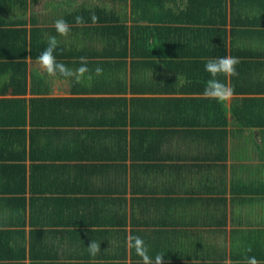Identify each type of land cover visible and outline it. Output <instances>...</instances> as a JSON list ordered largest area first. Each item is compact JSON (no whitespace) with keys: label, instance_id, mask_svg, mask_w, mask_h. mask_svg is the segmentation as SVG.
I'll use <instances>...</instances> for the list:
<instances>
[{"label":"trees","instance_id":"1","mask_svg":"<svg viewBox=\"0 0 264 264\" xmlns=\"http://www.w3.org/2000/svg\"><path fill=\"white\" fill-rule=\"evenodd\" d=\"M36 2L0 0V264L18 263L15 260L26 258L27 250L32 263L55 264L44 261L60 255L59 247L49 240L54 235H65L68 230L49 231L50 228L39 226L55 225L60 217L63 221L65 217L71 218L72 211L62 199H55L58 204L53 205L51 197L41 195L57 191L52 188L54 184L42 186L47 180L44 175L52 172L55 177L73 174L76 191L85 186L84 191L90 194L76 206L86 212L78 214L80 222L104 224L102 229H82L69 234L81 240L79 246L84 249L82 254L79 249L70 251L69 256L84 258L83 262L70 264H142L135 249L128 245L134 236L144 239L154 259L158 247L167 240L163 236L154 237V227L150 226H157V220H151V210L144 205L153 202L149 194L159 190L151 188L153 173L164 172L163 165L155 162L165 157L162 143L170 131L158 128L183 122L169 121L164 116L157 117L158 121L151 120L155 116L149 114V105L162 107L164 99H128L117 94L154 90L147 86V60L160 43L169 46L167 55H174L177 52L173 49L192 46L198 39L206 48L211 47L206 55L246 57L240 58L236 67L243 77L249 76L248 54L236 48H244L252 37L254 31L249 27L262 19L260 8H264V0H191L185 9L175 5L168 12L163 2L130 0L131 12L137 17L130 19V24L124 7L129 0H87L79 4L66 1L61 6L63 11L53 17L38 15L33 10ZM29 6L32 10L28 17ZM200 13L208 15L204 22L209 29L196 28ZM93 15L97 17L95 21ZM78 16L83 17V22H77ZM57 19L68 23L67 37L56 32ZM202 35L204 39L196 38ZM50 36L59 41L56 60L74 70V76L75 70L82 66L80 57L87 58V67L92 70L91 80L80 83L74 77H56L69 81L72 92L97 96L47 95L53 86L52 79L35 78L36 70L30 67V60H38ZM155 36L157 43L148 41ZM206 61H195L190 67L204 72ZM97 67L103 69L100 76L95 75ZM220 80L234 92L247 91L246 86L237 82V76L222 75ZM216 102L224 109L223 102ZM237 119L243 122L241 116ZM36 185L43 188L37 189ZM91 185L94 187L90 188ZM74 201L78 202V198ZM91 211L92 214L88 213ZM90 215H94V220ZM129 215L131 224L136 221V225L137 222L145 225L132 226L130 235L125 229H115L119 224H128ZM13 222L14 228L1 226ZM83 233L87 235L86 241L81 239ZM8 235L12 242L4 244ZM111 236L120 242L103 243L98 255L89 254L87 246L91 240L106 241ZM24 238L29 242L22 245L20 239ZM39 245L44 248L43 254L36 253ZM51 247L56 254L51 253ZM73 252L76 254L72 255ZM5 258L7 262L2 261Z\"/></svg>","mask_w":264,"mask_h":264},{"label":"crops","instance_id":"2","mask_svg":"<svg viewBox=\"0 0 264 264\" xmlns=\"http://www.w3.org/2000/svg\"><path fill=\"white\" fill-rule=\"evenodd\" d=\"M82 1L87 0H37L33 10L38 15L47 12L46 14L51 16L49 5L79 4ZM190 1L151 0L152 3L163 2L167 12L175 5L185 9ZM120 3L117 6L121 12L123 10ZM126 5L124 7L130 24L132 23L130 19L136 20L137 17L131 12L130 0ZM31 8L30 6L28 8V17ZM170 12L167 15H170ZM260 12L262 19L249 27V30L254 31L252 37L247 40L244 48H236L237 51L246 52L250 61V75L243 77L238 72L237 76V82L246 86L247 91L243 94L235 91L228 101L223 102L224 109L219 106L216 99L203 95L209 74L190 67L195 61L215 57L212 56L213 53L206 55L211 52V47L206 48L198 39H195L192 46L173 49L177 52L174 55H167L170 48L165 43L156 45L155 50L151 51L152 57L147 60L149 80L147 86L148 89L154 90L117 94L128 99L130 97L164 99L162 107L149 105V114L155 116L151 120L158 121L157 117L164 116L169 121L183 122L158 128L160 131H170V135L162 143L165 157L155 162L163 165L164 172L163 175L153 173L151 178L154 183L151 188L159 190L149 194L154 199L153 202L149 205L144 204L149 211L151 210V220H157V226H150L154 227V237L162 239L163 236L167 239L163 246L158 247V253L165 255V264H247L250 257H255L259 264H264V8H260ZM207 16L197 14L199 22L195 24L196 28L209 29L210 26L204 22ZM228 16L230 20V11ZM256 21L257 18L254 22ZM141 23L148 24L149 21ZM227 27L231 29L230 24ZM204 37L202 35L196 38ZM148 41L157 43V37H150ZM240 58L246 59L243 56ZM130 59L131 56L127 61L130 62ZM30 61V67L35 63V78L47 74L39 67L38 60ZM56 78L59 77L52 76L53 86L47 95L97 96L92 93L72 92L70 82L60 78L66 85L59 83L60 85L56 87L54 84ZM127 80L129 84L131 80L129 75ZM171 105L173 108L166 109ZM237 116L242 117V123L238 121ZM44 176L47 180L42 186L54 184L52 188L57 191H48V194L41 195L51 197L53 205L58 204L55 199H62L68 210L72 211L71 218L65 217L63 221L60 217L55 225L48 223L39 226L44 229L50 228L49 231L68 230L65 235L61 234L59 237L54 235L49 240L51 244L59 247L60 255L44 261L51 263L53 261L55 264L83 262L84 258L69 256L70 251L79 249L81 254L84 251L82 246H79L82 241L74 239L76 236L69 234L80 232L82 229L88 231L102 229L104 224L86 225L80 222L78 214L84 215L86 212L82 211L85 209H78L76 206L90 194L84 191L85 186L82 190L76 191L73 174L55 177L52 172ZM27 183L29 185V182ZM42 186L36 185V188L42 189ZM93 187L94 185L90 186ZM26 195L29 196V192ZM76 198L78 202L74 201ZM90 218L94 220V215H90ZM130 220L129 215L128 224H119L115 229H119L118 231L125 229L130 235L132 226H145L138 222L136 225V221L131 224ZM73 221L77 223H72ZM15 223L1 226L6 229L14 228ZM25 229H28V226ZM84 234L81 239L86 241L87 235ZM10 236L4 237V244L12 242ZM115 238L111 236L105 239L106 241L97 242L102 248L103 243L116 241L118 244L120 241ZM20 240L22 245L29 242L28 238ZM39 246L36 253L43 254L44 248L42 245ZM51 248V253L56 254L54 247ZM28 253L27 250L26 258L16 259L18 262L16 264H34L28 258ZM2 261L7 262L8 259Z\"/></svg>","mask_w":264,"mask_h":264},{"label":"clouds","instance_id":"3","mask_svg":"<svg viewBox=\"0 0 264 264\" xmlns=\"http://www.w3.org/2000/svg\"><path fill=\"white\" fill-rule=\"evenodd\" d=\"M95 21L97 17L92 16ZM77 22H83V17H76ZM56 32L63 37H67L70 33V27L68 23L63 19H57L55 21ZM59 46V41L56 36H50L48 38V45L43 52L38 56V62L41 67L50 76H62L65 78H75L77 83L82 80H91L92 70L87 67V58L80 57L81 67L75 70L69 69L66 65L56 60V49ZM240 63L238 57H232L228 55L217 56L208 59L204 65V71L209 74V79L205 82V88L203 95L210 98L216 99L218 102H226L233 95L234 90L228 87L222 82L220 76H238L237 65ZM95 75L100 76L103 74V69L97 67ZM130 245L135 249L137 256L141 258L142 264H165V255L163 253L156 254L154 260L150 256V248L145 243L144 239L139 236L130 237ZM88 252L91 256L95 257L101 251V244L91 240L88 244ZM251 251V249H249ZM247 264H259L255 257H250L247 260Z\"/></svg>","mask_w":264,"mask_h":264},{"label":"rangeland","instance_id":"4","mask_svg":"<svg viewBox=\"0 0 264 264\" xmlns=\"http://www.w3.org/2000/svg\"><path fill=\"white\" fill-rule=\"evenodd\" d=\"M66 5V4H65ZM61 6H63V5H61V4H55V6H53V5H49L48 7L50 8V10L52 11V14H51V16L53 17L54 15H56V14H58V13H60L61 11H63L62 9H61ZM60 11V12H59ZM47 13V12H46ZM45 13V14H46ZM47 20H50V18H48ZM35 64V63H34ZM34 64L32 65V67H34ZM39 67L42 69V70H44L42 67H41V65L39 64ZM38 71H40L39 69H38ZM48 74V73H47ZM47 78V79H52V76H50V75H45L44 76V78ZM52 82V81H51ZM62 84V85H66V83L64 82V81H62V80H60L59 78H56L55 80H54V84L56 85V87H58L60 84Z\"/></svg>","mask_w":264,"mask_h":264}]
</instances>
